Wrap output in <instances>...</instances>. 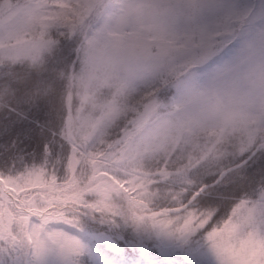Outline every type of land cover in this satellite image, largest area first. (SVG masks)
<instances>
[{"label":"snow or ice","instance_id":"snow-or-ice-1","mask_svg":"<svg viewBox=\"0 0 264 264\" xmlns=\"http://www.w3.org/2000/svg\"><path fill=\"white\" fill-rule=\"evenodd\" d=\"M86 7L0 0V21L15 14L24 28L32 15L48 50L31 69L0 71V264H24L25 250L57 251L66 264H174L176 252L180 264H264V118L256 136L219 144L140 143L139 107L73 123L67 77L101 44L113 47ZM115 46L129 89L172 94L150 45Z\"/></svg>","mask_w":264,"mask_h":264},{"label":"trees","instance_id":"trees-1","mask_svg":"<svg viewBox=\"0 0 264 264\" xmlns=\"http://www.w3.org/2000/svg\"><path fill=\"white\" fill-rule=\"evenodd\" d=\"M99 1L83 0L85 5H91L83 10L85 18L91 17ZM102 4L96 17L102 18L106 38L113 47L101 44L85 55L79 69L67 77L65 104L71 110L73 123L100 122L139 107L145 119L141 131H133L140 143L178 144L184 139L200 143L215 137L218 144L239 143L262 131V0H104ZM33 20L29 15V26H14V38H6L7 34L0 30V71H14L17 66L31 69L48 55L46 47L35 43L43 37L33 35ZM35 20L43 25L51 17L39 16ZM5 23H0V28ZM125 42L140 54L145 45L151 46L154 69L163 73L162 83L172 93L167 99L155 89L138 95L137 90L127 87L119 93L127 72L122 70L123 56L115 45ZM229 48L227 56L217 59ZM151 98L153 105L146 111L142 104ZM230 117L222 127L220 119ZM168 121L170 125L163 132L161 125ZM173 258L174 264H180L185 257L176 252Z\"/></svg>","mask_w":264,"mask_h":264},{"label":"rangeland","instance_id":"rangeland-1","mask_svg":"<svg viewBox=\"0 0 264 264\" xmlns=\"http://www.w3.org/2000/svg\"><path fill=\"white\" fill-rule=\"evenodd\" d=\"M104 2V0H100L96 5H95V7L92 9V11H91V17H93V16H97V14L102 10V7H103V3ZM8 3L9 4H16V3H20V4H22V1L21 0H19V1H16V2H12L11 0H8ZM102 4V5H101ZM109 4H111V3H109ZM5 11H7V6L5 7ZM7 19L6 20H3V21H1L0 23L1 24H3L5 21H6V23L4 24V25H2L1 26V28H0V30H1V32L2 33H5V34H7V35H5L6 36V38L8 37V38H14L15 37V27H14V25L16 24V18H15V14H12V16H10V18H9V16L8 17H6ZM149 44H151V42H148ZM162 55H163V53H161L160 55H159V59H161V57H162ZM168 84H170V83H168ZM125 89H127V86L124 84L123 86H122V90L119 92L120 94L122 93V92H124V90ZM179 97H178V100H179V98H180V95H178ZM73 100V97L70 95V102ZM142 101V100H141ZM143 102V101H142ZM179 104V103H178ZM178 104H177V106H178ZM152 105H153V98H151V99H147V102H145V103H143L142 104V107L143 108H145L146 109V111H150V108L152 107ZM156 108V106L154 105L153 106V110ZM144 119H145V117L143 116V114L139 117V119H138V121H137V123H136V125H135V127L133 128V130H135V131H141V126H142V123H143V121H144ZM231 119V117L230 118H227L226 120L224 119V120H221L220 119V121H221V126L223 127V126H225V124H226V122L228 121V120H230ZM234 119V118H233ZM167 125H170V123H169V121H168V123L167 124H163L162 123V127H163V132L165 131V128L167 129ZM132 130V131H133ZM221 132V130H220V128H219V133ZM133 133H134V131H133ZM215 137V136H214ZM215 139H216V137H215ZM214 139V140H215ZM166 142V141H165ZM185 142H188L189 143V141L187 140V139H184V140H182V141H180L179 143H185ZM174 143V142H173ZM178 143V144H179ZM174 144H176V143H174ZM27 253H28V255H27ZM177 253H179V252H177ZM180 254H182V253H180ZM23 260H24V264H66V262H65V258L63 257V256H61L57 251H49L47 254H45L44 256H42V257H40V258H35V257H33L29 252H28V250H25V252H24V256H23Z\"/></svg>","mask_w":264,"mask_h":264}]
</instances>
